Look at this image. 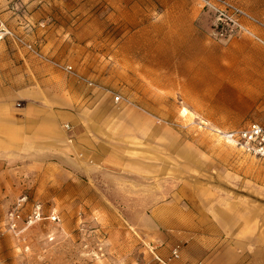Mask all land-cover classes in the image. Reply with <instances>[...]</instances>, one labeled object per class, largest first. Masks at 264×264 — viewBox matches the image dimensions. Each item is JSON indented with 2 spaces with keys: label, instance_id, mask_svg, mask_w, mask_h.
<instances>
[{
  "label": "rangeland",
  "instance_id": "rangeland-1",
  "mask_svg": "<svg viewBox=\"0 0 264 264\" xmlns=\"http://www.w3.org/2000/svg\"><path fill=\"white\" fill-rule=\"evenodd\" d=\"M234 1L264 22V0ZM196 3L209 31L167 28L159 44L158 12L179 17ZM145 4L33 0L53 31L45 50L8 27V63L38 58L17 36L35 43L60 73L56 89L85 82L89 95L72 104L100 112L95 132L77 138L69 123L65 148L51 153L23 146L17 113L0 114V264H264V159L224 136L264 120V45L215 37L199 0ZM144 22L153 32L140 33ZM24 195L60 219L14 234L7 214Z\"/></svg>",
  "mask_w": 264,
  "mask_h": 264
},
{
  "label": "crops",
  "instance_id": "crops-1",
  "mask_svg": "<svg viewBox=\"0 0 264 264\" xmlns=\"http://www.w3.org/2000/svg\"><path fill=\"white\" fill-rule=\"evenodd\" d=\"M147 1L156 2V0H138L143 8H153V6L145 4ZM19 5L23 7L22 10H17ZM36 13L33 8V0H0V22L11 27L13 32L24 35L27 39L36 40L42 50H45L53 44V31L38 25L39 19L36 17ZM158 13L160 18L157 28L160 35L159 44L166 43L170 38L167 35V28H170V33L179 32L181 34L195 31L204 35V29L209 31L206 25V15L197 3L194 4L193 9H183L179 17L167 18L165 12ZM139 30L140 33L153 32L146 22ZM9 37H7L8 40ZM202 41L204 40H199V42ZM13 46H16L19 51L26 49L10 40L11 50ZM184 49L192 50L193 44L187 42ZM0 53L2 54V49ZM1 54L0 65L4 64L8 67L0 77V82L7 81L9 84L6 87L0 86V114L5 111L17 113L18 117L15 122L20 128L19 136L23 139V146L42 147L44 150L36 151L39 153H51L57 151L58 148H65L66 138L69 140L71 135L65 129L66 123L80 127L76 133L77 138H81L80 131L86 132L87 136L96 131L98 120L96 115L100 112L97 107L94 104L86 107L72 104V100H78L80 95L83 94L85 98L89 95V89L85 87L87 86L85 82L78 85V90L62 85L56 89L54 82L60 73L42 59L13 60L14 63L10 64ZM16 54L18 55V52L14 53V55ZM189 57L199 59L205 56L199 51H193ZM81 122H86L88 127L85 128L86 125H82ZM78 145L80 146V144Z\"/></svg>",
  "mask_w": 264,
  "mask_h": 264
},
{
  "label": "built area",
  "instance_id": "built-area-1",
  "mask_svg": "<svg viewBox=\"0 0 264 264\" xmlns=\"http://www.w3.org/2000/svg\"><path fill=\"white\" fill-rule=\"evenodd\" d=\"M202 8L212 17L213 35L219 39L249 37L263 44L264 38L257 32V27L264 28V22L234 0H199ZM13 32L0 22V45ZM17 40L38 58L45 59L41 48L32 42H27L17 36ZM1 52V49H0ZM68 72L73 71L72 65L58 64ZM66 129H71L65 124ZM225 139L244 149L255 157L264 159V120L251 121L239 129L225 133ZM44 219L58 221L59 215L55 212L45 214V209L40 202H30L27 195L20 197L7 214L8 227L16 235H21L35 223ZM25 241V240H24Z\"/></svg>",
  "mask_w": 264,
  "mask_h": 264
}]
</instances>
